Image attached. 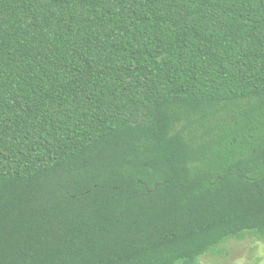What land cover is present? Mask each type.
Instances as JSON below:
<instances>
[{
	"label": "trees",
	"instance_id": "16d2710c",
	"mask_svg": "<svg viewBox=\"0 0 264 264\" xmlns=\"http://www.w3.org/2000/svg\"><path fill=\"white\" fill-rule=\"evenodd\" d=\"M249 234L264 0H0V264H199Z\"/></svg>",
	"mask_w": 264,
	"mask_h": 264
},
{
	"label": "rangeland",
	"instance_id": "374dc122",
	"mask_svg": "<svg viewBox=\"0 0 264 264\" xmlns=\"http://www.w3.org/2000/svg\"><path fill=\"white\" fill-rule=\"evenodd\" d=\"M264 240L246 235L241 240H231L217 252L200 259L199 264H264Z\"/></svg>",
	"mask_w": 264,
	"mask_h": 264
},
{
	"label": "water",
	"instance_id": "95a60500",
	"mask_svg": "<svg viewBox=\"0 0 264 264\" xmlns=\"http://www.w3.org/2000/svg\"><path fill=\"white\" fill-rule=\"evenodd\" d=\"M158 187H159V186L157 185V186L155 187V189H158ZM263 252H264V250H263Z\"/></svg>",
	"mask_w": 264,
	"mask_h": 264
}]
</instances>
